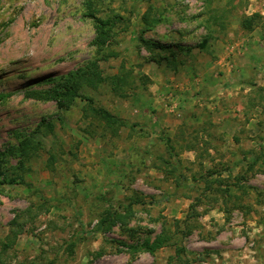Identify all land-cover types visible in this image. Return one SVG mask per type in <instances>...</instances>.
<instances>
[{"label":"rangeland","instance_id":"obj_1","mask_svg":"<svg viewBox=\"0 0 264 264\" xmlns=\"http://www.w3.org/2000/svg\"><path fill=\"white\" fill-rule=\"evenodd\" d=\"M207 3L0 0V241L22 226L0 264H264V0H213L211 12ZM150 5L161 22L143 33ZM215 11L218 40L201 50ZM254 13L255 29L243 30L242 18ZM95 17L117 21L103 39L116 53L107 60L97 55ZM238 43L241 52L226 56ZM94 58L106 77L129 80L122 95L111 84L81 93L126 126L94 117L79 98L60 108L26 97ZM167 138L191 188L175 192ZM203 176L215 179L212 188ZM227 185L228 202L215 191ZM133 193L145 201L135 218L96 230L103 211H123ZM163 225L173 240L144 250Z\"/></svg>","mask_w":264,"mask_h":264},{"label":"trees","instance_id":"obj_2","mask_svg":"<svg viewBox=\"0 0 264 264\" xmlns=\"http://www.w3.org/2000/svg\"><path fill=\"white\" fill-rule=\"evenodd\" d=\"M211 2L213 0H208L209 5V12L212 11ZM208 8V7H207ZM154 7L149 6V8L143 13L140 17V25L142 27L143 33H145L148 30H151L155 26L158 25L159 22H161V13L158 12V10L153 13ZM208 12V10H207ZM92 16H95L94 12H91ZM218 11H215L208 15V17L205 19V26L207 28V33L204 35L202 41L200 43H197V46L201 50H206L210 47V40L217 41L218 37L212 36L213 30H212V24L217 23L219 21L218 19ZM261 18L259 13H254L252 15H246L241 20V28L245 31H253L258 23V19ZM96 21V38H95V45L97 46V55L98 58H101L103 60L109 59V56L116 55V53L112 50L107 51V46L105 45L103 39L106 37L110 32L113 30L114 26L117 24V21L112 19H102L95 17ZM142 23V24H141ZM157 47H161L160 44H154ZM107 52L106 54H102L103 52ZM98 58H94L91 61H88L85 65L80 66L74 71L69 72L66 75H62L58 78H52L48 79L49 82H53V86L47 88V89H31L26 92V97L33 98L38 101H48V100H55L60 108H65L69 105V103L74 102L77 98L83 100L86 102V106L88 109L91 110L94 117H98L100 120H104L109 125H119V126H126L125 121L116 118L109 110L94 105V99L88 95H85L84 93H81V88L83 86H90L94 88H98L104 84H111L113 91L115 94L122 95L124 88L122 86H125L129 80V75L125 74V76L121 77L120 75H113L110 77H106L103 75V70L101 69L99 65ZM167 143V149L170 154V159L165 160L166 167L168 168V172L171 174H174L176 176L177 181V189L175 192H177L179 189L182 188H191L189 183L187 182V177L183 174L181 170V160L178 159L177 154L175 152V147L171 144V140L168 138L166 139ZM23 148V147H22ZM26 148H23L21 152L25 153ZM23 164V162H22ZM50 166H52V157L49 159ZM252 166V165H250ZM0 175L3 174L0 171ZM205 183H206V190L212 188L213 183L215 182V179H211L208 176H203ZM194 183H197L198 178L197 176H193ZM16 179H8L6 177L3 178L2 182H15ZM235 186V185H234ZM236 187L238 188H245V186H242L239 182L236 184ZM222 188V190H221ZM233 186L227 185L225 187H218L215 188V191H223L228 196L227 198L228 202L230 200V196L232 195ZM108 193H102L98 196V198L101 201L104 202H110V198L107 197ZM198 202H200V198H197V201L192 204V207H195L198 205ZM121 209L123 211H120L117 209H111L110 207L103 211V213L100 216L99 219V225L97 226L96 230L108 232L114 228V226L117 225H124L127 226V224L136 216V209L135 206L137 204H145V201L139 197H136V195L133 193V195L129 196L127 198L126 203H120ZM47 204L45 202L39 204L37 206L38 209L45 208ZM49 209V207H46ZM225 212L229 211V207L224 208ZM124 212V213H123ZM180 221L177 220L176 224L178 225ZM22 231L21 224H17V228L11 229V231L7 234L4 240L0 241V255L3 251L10 248L17 240L19 233ZM174 235L172 234V230L168 227H165L163 225L162 230L160 233L151 240L150 238L145 239L142 242V248L150 253H154L156 250L168 245L173 240ZM123 245L127 246L130 250H137L138 246L134 244H126L123 242ZM184 254V248H177V255L179 259L182 260V256ZM187 260V259H186ZM0 262L1 259H0ZM187 262V261H185Z\"/></svg>","mask_w":264,"mask_h":264},{"label":"crops","instance_id":"obj_3","mask_svg":"<svg viewBox=\"0 0 264 264\" xmlns=\"http://www.w3.org/2000/svg\"><path fill=\"white\" fill-rule=\"evenodd\" d=\"M240 46H241L240 43H238V44H236V45L233 44V45H229V46H227V50H229V51H227L226 56H227L228 52L230 53V52H232L234 49H235V50H238L237 53H236V55L239 54V53L241 52V48H240ZM214 47H215V51H216L214 54H215V55L219 54L221 50L218 49V48H220V47L217 46V45H215ZM235 50H234V51H235ZM221 55H222V54H221ZM222 61H223V59H222ZM222 61H221V62H222Z\"/></svg>","mask_w":264,"mask_h":264}]
</instances>
